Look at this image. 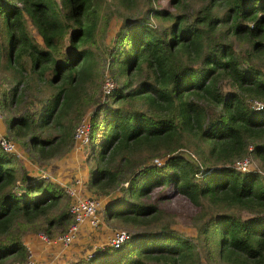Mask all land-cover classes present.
<instances>
[{"label": "trees", "instance_id": "16d2710c", "mask_svg": "<svg viewBox=\"0 0 264 264\" xmlns=\"http://www.w3.org/2000/svg\"><path fill=\"white\" fill-rule=\"evenodd\" d=\"M137 1L0 0L1 104L13 139L30 161H50L75 146L88 114V191L128 183L108 216L135 227L131 237L68 264H264V0H166L146 12L161 30L125 17L109 50L120 83L99 103L92 45L108 5ZM244 157L258 168H237ZM152 192L186 197L194 236L148 228L161 215ZM69 199L0 147V264L26 255L27 234L64 232Z\"/></svg>", "mask_w": 264, "mask_h": 264}, {"label": "rangeland", "instance_id": "374dc122", "mask_svg": "<svg viewBox=\"0 0 264 264\" xmlns=\"http://www.w3.org/2000/svg\"><path fill=\"white\" fill-rule=\"evenodd\" d=\"M161 6H167L166 0H163L159 3H157L154 0H138L137 6L130 10L126 9L123 6L112 7L111 4L108 5L106 14L110 18L108 22L106 21L101 22L99 32L96 35V43L92 45V49L94 50L95 53L97 71L99 72L100 75V85L103 84L104 78L106 76L111 77L110 75L111 64L109 61L111 58H110L109 50L111 49V42L115 37L116 31L124 21L125 17H130L132 19L148 18L150 24L155 29L161 30L163 21L161 19L154 17L153 15L148 16L146 13L150 8L161 7ZM124 13L126 14V16H124ZM30 30L33 33V35L38 40H40V36L36 32V30L32 27H30ZM6 73H8V70L6 68H3L2 65L0 64V97H1V89L7 87L9 84L8 80L5 77ZM115 78L119 84L120 78L117 77ZM97 99L99 103L111 102L110 97L102 96V94H99V91L97 93ZM95 106L96 104H93L91 107H89L88 112L91 113L95 108ZM11 115L12 113L9 114L4 109L3 127L1 126L0 128L3 133L7 134L9 137H11V139H13L9 130H7V123L5 122L6 119L11 117ZM13 141L16 142L15 146L17 147V151L20 153L17 154L15 152L13 154L15 155V157L19 158L21 162L26 164V167L30 168L35 174H38L44 178H50V177L53 178L55 175H57L58 180H61L65 184L71 186H76L77 185L76 180L80 179L81 181L80 187L82 188V194H94L88 192L87 185L85 182L88 176L86 163L89 162L90 165V164H94L95 162L92 160L91 156H88L87 159L90 145L87 144L86 146L77 149L73 147L71 150L64 153L63 155L59 157L58 156L53 157L50 161L38 162L34 159L33 161H30L29 156L27 155L26 152L27 150H24L22 148V146L18 143L19 142L18 140L13 139ZM160 161L161 160L159 159L158 164L161 163ZM250 163H251L250 167L252 168L256 169L259 166L258 161L254 158L250 160ZM122 187H126V185L120 184V186L116 187L114 190H112L107 194H100V195L94 194L100 196L103 199V204L99 211L100 213L99 224L96 226H91L88 223H82L75 237L69 243L67 244L46 243L39 237L40 232L34 233V234H38V237L41 239L42 241L41 246L45 245L44 247L47 249L56 250L57 252L62 253L61 256H59L61 258H57L56 257L58 255L57 254L53 259H51V264H68L80 258L86 259L94 251L95 245H97L98 247L97 249L109 248V246L106 245L107 243L106 238H108V235L115 229H125L130 233H133L135 231L134 229L135 227L126 225L115 218L113 220L108 216V212L111 211L115 205L120 204L116 198L122 195L123 193L121 191ZM166 195H167L166 192H161L156 197V192H152L149 195V197H147V200L156 202L159 205L160 214H161L158 216V219L156 221H154L152 224H148L149 226L148 228L157 229L158 227L162 226V223L170 224L173 227H176L179 230L184 231L186 234L194 236L195 231L194 233H192L193 226H191L193 213L186 197L181 195H174L173 198L171 199V198H167ZM28 231L31 230H27V232ZM55 236L56 235L50 237L53 238ZM27 246L28 245H25L26 255L29 254V250L27 249ZM36 248L38 249L39 247H35V248L32 247L30 249H33L35 264H38L36 260ZM46 252L48 253V251ZM26 255L22 258H20L17 255L15 256L12 255L7 260H5L3 264H22L25 261Z\"/></svg>", "mask_w": 264, "mask_h": 264}, {"label": "built area", "instance_id": "2783aa9c", "mask_svg": "<svg viewBox=\"0 0 264 264\" xmlns=\"http://www.w3.org/2000/svg\"><path fill=\"white\" fill-rule=\"evenodd\" d=\"M117 86V82L109 76L104 78L103 84L101 86L102 96L109 95L113 89ZM104 98V97H103ZM254 106L260 108L262 103L258 100L253 101ZM4 119V110L1 104L0 97V122ZM90 120L88 114H86L81 121L76 125L73 132V139L75 148H81L86 146L90 142ZM16 143L12 141L5 133L0 129V147L10 153H17ZM158 162V161H157ZM237 168L241 170H246L250 167V158L244 157L235 162ZM77 185L71 186L63 184L64 190L70 198L68 211L71 213L72 221L68 228L51 238L44 233H39V237L46 243H69L76 235L79 227L82 223H88L91 226H96L100 222V209L103 204V199L100 196L94 194H82V188L80 179L76 180ZM122 184L127 186V182H122ZM131 233L125 229H115L109 235L106 245L109 247L118 248L120 247L128 238ZM31 245L27 246L29 254L26 255L25 261L22 264H35L34 254ZM97 245L94 246V251L89 255H93L97 250Z\"/></svg>", "mask_w": 264, "mask_h": 264}, {"label": "crops", "instance_id": "0c3cea01", "mask_svg": "<svg viewBox=\"0 0 264 264\" xmlns=\"http://www.w3.org/2000/svg\"><path fill=\"white\" fill-rule=\"evenodd\" d=\"M3 127V121L0 122V127ZM1 129V128H0ZM75 148V146H74ZM77 149V148H75ZM52 178V177H51ZM53 179H55L57 182H59L61 185L65 184L64 182H62L61 180H58V176L55 175L53 177ZM67 181V179H66ZM86 182V181H85ZM87 185V184H86ZM89 192V191H88ZM24 243L25 245H31L32 247H39L38 249L36 248V260L38 264H51V259H53L57 254V258H61L59 256H61L62 253L57 252L56 250H50L45 248V245H42V241L41 239L38 237V234H28L24 237ZM48 251V253L46 252ZM59 260V259H58Z\"/></svg>", "mask_w": 264, "mask_h": 264}]
</instances>
